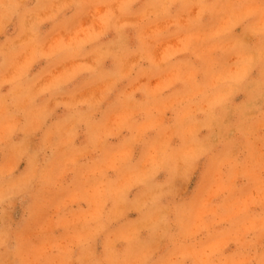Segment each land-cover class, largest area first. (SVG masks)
Returning a JSON list of instances; mask_svg holds the SVG:
<instances>
[{
	"label": "clouds",
	"instance_id": "1",
	"mask_svg": "<svg viewBox=\"0 0 264 264\" xmlns=\"http://www.w3.org/2000/svg\"><path fill=\"white\" fill-rule=\"evenodd\" d=\"M0 264H264V0H0Z\"/></svg>",
	"mask_w": 264,
	"mask_h": 264
}]
</instances>
